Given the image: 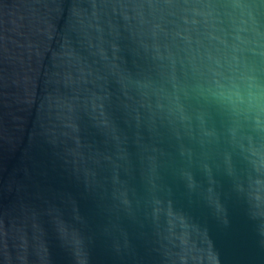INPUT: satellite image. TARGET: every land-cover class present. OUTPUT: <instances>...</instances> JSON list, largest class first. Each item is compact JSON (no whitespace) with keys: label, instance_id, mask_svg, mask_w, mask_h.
I'll use <instances>...</instances> for the list:
<instances>
[{"label":"water","instance_id":"1","mask_svg":"<svg viewBox=\"0 0 264 264\" xmlns=\"http://www.w3.org/2000/svg\"><path fill=\"white\" fill-rule=\"evenodd\" d=\"M0 264H264V0H0Z\"/></svg>","mask_w":264,"mask_h":264}]
</instances>
